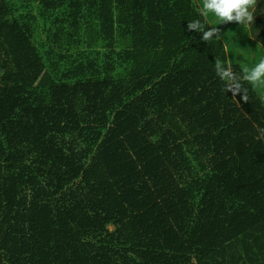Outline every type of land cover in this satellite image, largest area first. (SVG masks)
I'll return each mask as SVG.
<instances>
[{"label":"trees","instance_id":"trees-1","mask_svg":"<svg viewBox=\"0 0 264 264\" xmlns=\"http://www.w3.org/2000/svg\"><path fill=\"white\" fill-rule=\"evenodd\" d=\"M201 5L0 0V264H264V0L238 53Z\"/></svg>","mask_w":264,"mask_h":264},{"label":"clouds","instance_id":"clouds-1","mask_svg":"<svg viewBox=\"0 0 264 264\" xmlns=\"http://www.w3.org/2000/svg\"><path fill=\"white\" fill-rule=\"evenodd\" d=\"M257 0H203L202 8H198L199 15L204 17V20H193L187 23L186 29L190 32L202 33L201 39L205 42L218 38L221 35L220 28L207 27L208 13L211 12L223 23L236 22L240 25L250 24L254 20V11ZM215 71L222 81L225 82L224 90L230 92L233 97H240L245 102L247 95L243 90L241 80L247 81L250 84L264 83V58L249 69H244V75L238 76L229 63L225 66L224 62L217 59L215 61Z\"/></svg>","mask_w":264,"mask_h":264},{"label":"rangeland","instance_id":"rangeland-1","mask_svg":"<svg viewBox=\"0 0 264 264\" xmlns=\"http://www.w3.org/2000/svg\"><path fill=\"white\" fill-rule=\"evenodd\" d=\"M197 2H199L200 4L202 3V5H203V0H197ZM208 14H210V12ZM245 30H246L245 25H240L236 22H233L232 25L224 27L221 30V35L219 36V38L222 40V42L224 44H225V41H227V44H225V45L227 48H229V50L231 52L238 53L240 51L239 49H241V47H246L248 45L253 46V44H254V38H252V36H249V38L253 39V41H251L249 38H247L248 34H241ZM245 33H247V32H245ZM238 55H240V54H238ZM252 65H253V63L251 61H248V64H246V66L249 70L251 69L249 67H252ZM261 88L263 90L262 92H264V85ZM221 166H222V164L220 165V167ZM216 177L219 179L225 178L224 176H220V175H216ZM195 189L199 190V188L197 186H195Z\"/></svg>","mask_w":264,"mask_h":264}]
</instances>
